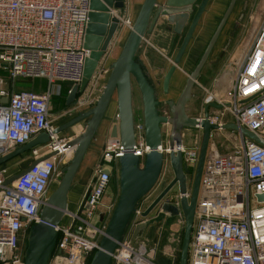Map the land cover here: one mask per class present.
<instances>
[{"label": "built area", "instance_id": "built-area-1", "mask_svg": "<svg viewBox=\"0 0 264 264\" xmlns=\"http://www.w3.org/2000/svg\"><path fill=\"white\" fill-rule=\"evenodd\" d=\"M90 5L91 0H0V61L5 63L9 79L45 78L49 82V88L41 93L14 91L0 77V157L42 132L50 134L49 141L42 144L43 156L55 152L10 184H6L11 177L8 169L0 166V263H24L30 229L40 221L50 186L62 173L60 167L74 155V147L66 145L71 138L55 132L51 86L56 81L79 84L84 78L90 53L84 46ZM123 23L130 28L133 25L129 18H123ZM206 101L222 104L234 123L255 132L262 142L241 134V143L232 151L209 152L188 264H264V200L257 196L264 194V17L249 35L225 96L209 92ZM210 119L212 123H226L222 114L211 115ZM135 132L134 153L143 158L151 149L146 143L142 115L135 120ZM171 145L178 149L171 140L163 142L160 150L168 154ZM179 149L188 166L196 168L200 144L187 147L182 143ZM124 151L119 137L107 141L82 213H72L70 225L56 226L53 257L62 258V264H87L100 247L107 223L96 217L97 209L112 173L119 174ZM32 153L37 159L42 157L38 148ZM186 195L190 197L191 188ZM144 210L141 201L113 254L112 264H161L146 251L142 236L136 247L131 242L134 229L145 220Z\"/></svg>", "mask_w": 264, "mask_h": 264}, {"label": "water", "instance_id": "water-1", "mask_svg": "<svg viewBox=\"0 0 264 264\" xmlns=\"http://www.w3.org/2000/svg\"><path fill=\"white\" fill-rule=\"evenodd\" d=\"M237 0H231L208 45L205 48L199 62L188 74L186 84L177 100L170 99L171 115L159 113V100L152 78L146 71L137 52L146 39L147 34L154 30L159 18L165 17L174 25V30L183 33L191 15L194 13L197 0H145L140 12L134 21L130 33L123 45L118 58L111 65V73L104 85L102 93L93 107L80 111L78 115L55 128V132L62 133L68 128L85 121L84 131L69 139L67 146L74 147V155L62 169L63 177L57 188L47 197L40 211V221L34 223L30 229L28 245L25 251L23 264H48L57 240L56 226L62 223L65 215L70 213L68 208V195L72 187L77 171L85 157V154L94 141V138L105 118L111 100L116 96L118 102V123L112 126V137H119L124 147V154L120 157L119 181L120 195L100 240V247L95 251L90 264H112V257L128 229L140 201L148 195L160 179L166 162L170 163L174 177L157 197L147 206L142 215L145 218L133 231L131 242L137 246V240L150 224L149 216L158 206L171 215L182 213L185 219V231L181 249L180 264H188L190 243L192 238L195 213L201 189L202 175L205 161L211 147L210 141L215 130L233 129L242 135L262 142L259 135L240 126L238 123L228 122L222 125L212 123L210 119V106L223 108L222 104L211 102L206 104L203 117L190 116L186 107L194 96V86L198 82L201 71L208 61L212 49L228 20ZM209 0H201L188 27L186 35L177 51L172 64L163 78L164 93L169 92V87L177 68L196 27L206 10ZM124 0H91V11L87 24L84 46L90 53L86 59L84 78L79 84H75L67 103L77 101L78 92H84L93 78L100 60L108 51L118 28L124 24L123 17L118 10L124 8ZM133 79L137 82L143 99V118L145 126L146 143L150 151L142 158L134 153L136 144L135 114L133 103ZM8 99H5L7 102ZM162 124L171 127V136H176L184 128H199L203 131L200 143V155L196 168L193 170L183 159V153L179 149L182 145L177 142V150L171 145V151L167 154L160 150L163 144ZM50 139L48 132L40 133L36 138L21 145L6 155L0 157V166L12 158L23 154L25 151L45 144ZM54 153H48L36 159L30 167L19 173L11 175L6 184L14 182L18 177L26 173L39 160L48 158ZM193 174L191 195L188 191V177ZM177 186L179 204L163 203L169 192ZM181 194V195H180ZM259 200H264V194H258ZM3 264V263H0Z\"/></svg>", "mask_w": 264, "mask_h": 264}, {"label": "crops", "instance_id": "crops-1", "mask_svg": "<svg viewBox=\"0 0 264 264\" xmlns=\"http://www.w3.org/2000/svg\"><path fill=\"white\" fill-rule=\"evenodd\" d=\"M144 1L145 0H124V3H125L124 8H122L121 10H118V12L123 18H126V19L129 18L134 23V21L136 20L140 12V9ZM200 1L201 0H197L194 13L191 15L188 23L186 24L183 34L179 35L180 39H179L177 46H172L169 48L168 45H164L161 42H158L160 41V39H158V36H159L158 31L160 30L159 27L160 25H162L161 23L163 22L164 17L159 18L158 22L156 23L154 27L153 32L147 35V38H146L147 43L146 44L144 43L146 46L141 49L142 50L141 53L138 51V54H139V58L142 61V64L144 65L146 71L155 80H160V81L163 80L167 70L171 66L172 60L175 58L177 54V51L182 43V40L185 36L186 31L188 30V27L198 8L197 5L200 3ZM163 2L164 0H159V3H163ZM227 2L228 0H209L206 10L204 11L196 27V30L193 34V37L190 40V43L187 47V51L182 57L180 66L177 68L176 73L174 77L172 78V82L176 83L175 84L176 86L182 85L184 80L187 79L188 74L195 68V66L199 62L201 54L203 53L208 40L210 39L211 35L213 34L216 28L217 23L222 17V14H223V11L225 10ZM172 26H166V27L167 28L169 27L168 29L170 31L173 28ZM253 28H250V24L248 20L245 21L243 25L240 27V30L237 36L234 38V41L231 47L228 50L224 51L225 53L221 57V59H223L224 66L226 67V69L228 67H231L232 76H233V73L236 68V64L238 63L239 58L241 57L242 53L248 46L249 35L252 32ZM130 30L131 28L125 24H122L118 28L117 33L114 39L112 40L108 51L105 53V55L100 60L99 65L96 69V72L93 78L90 80L88 87L86 88L84 92H80V91L78 92V97H77L76 102L71 103V104L67 103L68 98L70 94L72 93V90L75 84L71 82H67V81H56L52 84L51 90L53 93V97H52L51 115L53 118V123L56 127L65 123L69 119L75 117L76 115H78L80 111H85L94 106L98 97L102 93L104 85L106 84L109 78V75L111 73V65L121 53L123 45L130 33ZM223 42L221 45H218L215 48L210 60H215L218 58L219 53H221L224 48ZM149 48L151 49V51ZM161 68L165 69V72L160 78L158 77V74L160 73L159 71ZM4 72L5 74L1 75ZM225 75L227 74L225 73ZM0 77H3L4 79H6L5 85L8 89H11L14 91L28 89L26 88V86L29 85L28 82L20 81V83H16L15 81L14 82L11 81L9 79V73L5 70L4 67H1V66H0ZM225 77L222 76V78H225ZM42 79L46 81L45 85L40 84L41 82L40 83L35 82L36 84H38V88H37L38 91L36 90L34 91L38 93L44 92L49 88L48 80L45 78H42ZM1 100L3 101V99ZM52 112L54 113L52 114ZM218 114L223 115V119L226 123L234 121L232 117L231 118L228 117L230 114L224 108L219 109V108L214 107L213 111L211 112V115L213 116V115H218ZM118 120H119L118 119V102H117L116 96H114L110 102L105 118L103 119V122L98 129V132L94 138V141L88 148L85 154V157L74 178L72 187L68 195V208L70 210V213L64 216L61 225H70V223L73 222L74 219H73L72 213L73 214L82 213L84 200L88 192L91 190L92 186L94 185V182L96 179L95 177L96 169H97L98 164L101 162L105 144L112 137L111 136L112 126L114 124H117ZM85 125H86L85 121H82L68 128L67 130L63 131L60 134L61 136L66 137V138L75 137L84 131ZM197 129L194 130L195 133H191V135L193 136H190V134H188L189 133L188 131H184L183 137H181L180 139L178 138L181 135L179 133V136L177 137L175 142H181L187 147H194V146L199 145L201 143L199 142V140L202 139L203 131L199 128ZM226 130H231V132H238L237 135H235L234 137L235 140H237L238 142L235 143V141L232 139V142L235 143L234 146H232V148L229 149L225 147L224 150H220L217 145L216 139L214 138H215V135L218 134V132L222 133L223 131H226ZM166 134L167 136L170 135L168 132ZM231 134L230 135L233 136V133ZM194 135L196 137H194ZM188 137L190 138L192 137V140L189 139L186 141V138ZM242 139H243L242 135L239 131H236L233 129L215 130L213 132V135L210 141L211 147L213 149H210L209 152L218 150L220 153H228L232 151L236 146H238L241 143ZM171 140L174 141V138L168 139L167 142ZM164 143L166 142L164 141ZM35 148H38L40 150V155L43 156L45 152V150L43 149V146L38 145ZM32 150L33 148L25 151L23 154L18 155L7 162L6 166L8 167L7 169H8L9 175H14L16 173H19L22 170L31 166V164L37 159L33 155ZM1 167L3 168L5 166L2 165ZM118 180H119V174L115 171L112 173V181L110 183V186L108 190L106 191V193L104 194L102 201L97 209V215H98L97 218L101 219L102 222L108 223L109 218L113 212V209L117 203L116 186H117ZM108 192H109V195L106 198V194ZM157 214H159L157 210L155 214H154V211L150 214L149 216L150 224L148 225L146 231L142 234V237L143 239H145V242L147 245H149V243L151 244L150 254L159 263L176 264V257L178 253V251L176 250V239L178 237L177 234L179 233V228L177 224H175L172 226L171 228L172 230L170 231L166 230V228L163 226V222L167 223L166 225L167 227L168 222L171 223L170 221L172 220L173 217H171L169 214H160L161 216L158 218ZM154 230H155V233H154ZM154 238L157 242L155 245H154ZM159 243L161 245L164 243L165 245H163L161 248L159 246Z\"/></svg>", "mask_w": 264, "mask_h": 264}, {"label": "rangeland", "instance_id": "rangeland-1", "mask_svg": "<svg viewBox=\"0 0 264 264\" xmlns=\"http://www.w3.org/2000/svg\"><path fill=\"white\" fill-rule=\"evenodd\" d=\"M256 1L263 2V0H256ZM251 12L252 11L249 10V13L250 14H252ZM161 24L162 25H160V27H159L160 30L158 31V35H159L158 36V39H160V41H158V42H161L164 45H168L169 48L172 47V46H177V44L179 42V39H180L179 35H182L183 33L176 32L174 30V25L171 24V23H169L165 17H164L163 22ZM166 26H172L173 28H172V30L169 31V29H168L169 27L167 28ZM183 32H184V30H183ZM146 38H147V35H146ZM144 43L145 44L147 43V40L146 39L143 40L142 44L140 45L141 48H140V50H138L140 53L142 51L141 49L146 46ZM150 51H151V49H150ZM169 63H170V61H169ZM167 64H165V65H167ZM4 65H5V63L2 62V61H0V66L1 67H4ZM231 71H232L231 70V67H228L226 69V67L224 66L223 59H220V60H218L217 62H214V63L213 62L212 63H208L207 66H205V68L201 72V76L199 78L200 80H198V82L196 83V85L194 87V96L192 97V100L190 102L192 104V108L193 109H190L189 110L191 114H193L195 116H199V117H203L204 116V103L207 100V97L209 95V92L208 91H210L212 94H216L217 96H219V95L221 97H224L225 96V93L228 90L229 84H230V81H231V79H230L231 76H232L231 75ZM159 72L160 73L158 74V77L161 78L162 75L165 72V69H162L161 68ZM225 73L227 75H225ZM4 74H5V72L2 73L1 75H4ZM222 76L225 77V78H222ZM20 81L28 82L29 85L26 86V88H28L30 90H33V91L34 90L38 91L37 90L38 84H36V83H40L41 82L40 84H42V85H45L46 84V81L43 80L42 78H21L20 77V78H18V79L15 80L16 83H20ZM154 81H156V80L154 79ZM134 91L136 92V96H135V98H136L135 99L136 105H137V107H139V111H141L142 110V102H141V99H140L141 97L139 96L140 95L139 87L137 85H135ZM165 97L166 96H164L162 93H160V98L162 100ZM53 113L54 112H52V114ZM228 117L231 118L230 115ZM162 125H163V128H164V131L166 133L168 132L170 134V127H169V125L168 124H162ZM190 129L185 128L182 131L178 132L177 135L174 136V137L171 136V134L167 136V134L165 133V135H164V141L167 142V140L170 139V138H174V140H176L177 137L179 136V133L181 134L178 137L180 139L181 137H183V132L184 131H188L189 132L188 134H190V136H193V135H191V130ZM193 129H197V128H193ZM192 133H195V132H192ZM231 133H233V136H231L232 135ZM237 133L238 132H231V130H226V131H223L222 133L221 132H218V134L215 135V138L214 139H216V142H217V145H218L219 149L220 150H224L225 147H227L229 149L232 148V146H234V144L236 142H238L234 138L235 135H237ZM194 137H196V136L194 135ZM189 139L192 140V137L191 138L190 137L186 138V141L189 140ZM232 139L235 141V143L232 142ZM199 142H201V140H199ZM199 142H197V143H199ZM7 162L5 164H3L6 168H8L6 166ZM5 167H3V168H5ZM63 167L62 166L60 167L61 171H62ZM173 176H174V173H173V170H172V168L170 166V163L169 162H166V164L164 165V168L162 170V174L160 176V179L157 182V184L155 185L154 189L141 200L142 201V205H143V207H145V209L147 208L146 206H148V204L151 203L150 201L153 198H155L156 195L172 180ZM62 177H63V172L60 173V175L58 177H55L54 178V180H53V182H52V184L50 186L48 196L57 188V186L59 185ZM117 182L118 183H117V186H116V189H117L116 190V198L118 200L119 195H120V181L118 180ZM171 192H173V193L176 194L178 192L177 191V188L176 187L173 188ZM108 195H109V192L106 194V198L108 197ZM156 210H157V208L154 209V214L156 213ZM96 217H98V215H96ZM96 217H95L94 221H96ZM109 220H110V218H109ZM170 222L171 223L168 222V226L167 227H166L167 223H164L163 222V226L166 228V230H169L170 231V230H172L171 229L172 226L175 225V224H177V226L179 228V233L177 234L178 237L176 239V250L179 251L181 249V245H182L183 238H184L185 219H184V217L182 215H178V216H175L174 218H172V220ZM154 233H155V230H154ZM156 243L157 242H156V240L154 238V245ZM169 243H170V241H169ZM150 245H151L150 243H149V245L146 244V246H147V248H146L147 250L146 251H148V252H150V250H151L150 249ZM163 245H165V244L163 243L161 245L159 243V246L161 248H162ZM160 247H159V249H160ZM53 263H55V264H62V258H60V257H51L48 264H53Z\"/></svg>", "mask_w": 264, "mask_h": 264}, {"label": "flooded vegetation", "instance_id": "flooded-vegetation-1", "mask_svg": "<svg viewBox=\"0 0 264 264\" xmlns=\"http://www.w3.org/2000/svg\"><path fill=\"white\" fill-rule=\"evenodd\" d=\"M230 1L231 0H228V2H227V5H226V7H225V10L223 11V14H222V17H223V15H224V13H225V11H226V9H227V7H228V5H229V3H230ZM256 0H237L236 1V3H235V5H234V7H233V9H232V11H231V14H230V16H229V18H228V20L226 21V24H225V26H224V28L222 29V32H221V34H220V36L218 37V40L216 41V43H215V45H214V47H213V49H212V52H211V54H210V56H209V58H208V61L206 62V64L204 65V67H203V69L205 68V66H207V64L208 63H214V62H217L218 60H220L221 59V57L223 56V54L225 53L224 51H226V50H228L230 47H231V45H232V43H233V41H234V38L237 36V34H238V32H239V30H240V27L243 25V23L245 22V21H247L248 20V22H249V24H250V28H253V27H256L261 21H262V19H263V17H264V0H263V2H260V1H256ZM239 9V10H238ZM238 10V11H237ZM249 10H251L252 12V14H250L249 13ZM222 17L220 18V20H219V22L221 21V19H222ZM219 22L217 23V25H216V28H217V26H218V24H219ZM216 28H215V30H216ZM215 30H214V32H215ZM187 32V31H186ZM213 32V33H214ZM148 35V34H147ZM185 35H186V33H185ZM213 35V34H212ZM212 35H211V37H212ZM211 37H210V39H211ZM210 39L208 40V42H207V44H206V46L208 45V43H209V41H210ZM225 39V40H224ZM183 41V40H182ZM224 41V42H223ZM222 42L224 43V48H223V51L221 52V53H219V56H218V58L217 59H215V60H210V58H211V56H212V54H213V52H214V50H215V48L218 46V45H221L222 44ZM206 46H205V48H206ZM205 48H204V51H205ZM203 51V52H204ZM203 54V53H202ZM202 54H201V56H202ZM137 56H138V58H139V54H138V52H137ZM201 58V57H200ZM202 69V70H203ZM202 72V71H201ZM150 75V74H149ZM200 76H201V74H200ZM200 76H199V78H200ZM150 77H151V75H150ZM152 78V83L155 85V88H156V92H157V96H158V100H159V106H158V108H159V113L160 114H162V115H167V116H170L171 115V110H170V106H169V104H168V100H170V99H174V100H177L178 99V97H179V95H180V93L182 92V90H183V88H184V86H185V84H186V80H184V82L182 83V85L180 86H176L175 84L176 83H174V82H172L171 81V84H170V87H169V92L168 93H164V90H163V80H156V81H154V78L153 77H151ZM198 78V80H200ZM132 83H133V103H134V114H135V119L136 118H138L140 115H142L143 116V110H144V106H143V99H142V94H141V91H140V89H139V92H140V99H141V102H142V112L141 111H139V107H137V105H136V101H135V96H136V92L134 91V87H135V85H137L138 86V84H137V82L135 81V79H133V81H132ZM139 87V86H138ZM195 87V86H194ZM161 88V89H160ZM208 92H210V91H208ZM160 93H162L164 96H166L163 100L160 98ZM192 100V99H191ZM191 100L188 102V104H187V107H186V110H187V113L190 115V116H195V115H193V114H191L190 113V109H193L192 108V104L190 103L191 102ZM211 102H214V101H210V102H207V101H205V103H204V112H205V106H206V104H208V103H211ZM213 109H214V107H212V106H210V109H209V111H210V114H211V112L213 111ZM139 111V112H138ZM141 112V113H140ZM140 113V114H139ZM199 117V116H198ZM169 127H170V125H169ZM185 129V128H184ZM188 129H190V128H188ZM162 130H163V136H164V134H165V131H164V128H163V125H162ZM191 130V133L192 132H194V130L195 129H193V128H191L190 129ZM170 131H171V127H170ZM163 140H164V137H163ZM175 141V140H174ZM175 143H177V142H175ZM193 170H194V168H193ZM174 177V176H173ZM111 181H112V179H111ZM192 182H193V174L192 175H190L189 177H188V187L189 188H191V184H192ZM166 187V186H165ZM164 187V188H165ZM176 188H177V186H175ZM174 187V188H175ZM163 188V189H164ZM162 189V190H163ZM161 190V191H162ZM160 191V192H161ZM172 191V190H171ZM169 192V194L165 197V199L163 200V203H169V204H174V205H178L179 204V202H178V192L175 194V193H173V192ZM177 191H178V189H177ZM159 192V193H160ZM158 193V194H159ZM157 194V195H158ZM157 195H156V197H157ZM155 197V198H156ZM155 198H153L150 202H152ZM150 204V203H149ZM148 204V205H149ZM157 212L159 213V214H157V217L159 218L161 215L160 214H169L171 217H175V216H178V215H171L169 212H166V211H163L162 210V206H158L157 207ZM179 215H182V213L181 214H179ZM183 216V215H182Z\"/></svg>", "mask_w": 264, "mask_h": 264}, {"label": "trees", "instance_id": "trees-1", "mask_svg": "<svg viewBox=\"0 0 264 264\" xmlns=\"http://www.w3.org/2000/svg\"><path fill=\"white\" fill-rule=\"evenodd\" d=\"M1 166H2V165H1ZM29 233H30V232H29ZM182 244H183V242H182ZM27 245H28V237H27V241H26V248H27ZM181 249H182V245H181ZM181 249H180V250L178 251V253H177L176 264H180ZM54 253H55V248H54V250H53V252H52V254H51V257L54 256ZM94 253H95V252H94ZM94 253H93V254H94ZM93 254L89 257L87 264H90L91 259H92V257H93ZM51 257H50V258H51ZM49 260H50V259H49Z\"/></svg>", "mask_w": 264, "mask_h": 264}]
</instances>
